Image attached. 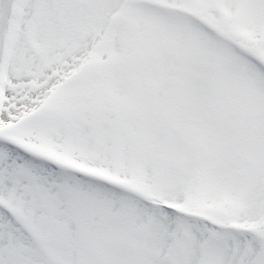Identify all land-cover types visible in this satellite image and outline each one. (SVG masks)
<instances>
[{
  "label": "snow or ice",
  "instance_id": "1",
  "mask_svg": "<svg viewBox=\"0 0 264 264\" xmlns=\"http://www.w3.org/2000/svg\"><path fill=\"white\" fill-rule=\"evenodd\" d=\"M0 264H264V0H0Z\"/></svg>",
  "mask_w": 264,
  "mask_h": 264
}]
</instances>
